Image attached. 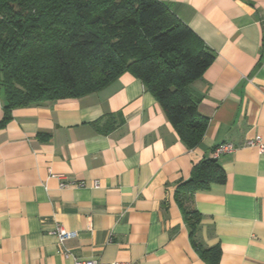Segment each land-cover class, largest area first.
Listing matches in <instances>:
<instances>
[{
    "label": "crops",
    "instance_id": "0c3cea01",
    "mask_svg": "<svg viewBox=\"0 0 264 264\" xmlns=\"http://www.w3.org/2000/svg\"><path fill=\"white\" fill-rule=\"evenodd\" d=\"M214 59L191 88L207 118L188 149L142 81L14 108L0 126V264H264V0H160ZM0 89V123L3 120ZM222 184L176 199L218 145ZM65 186L62 187L61 184ZM59 225L74 233L63 240Z\"/></svg>",
    "mask_w": 264,
    "mask_h": 264
},
{
    "label": "trees",
    "instance_id": "16d2710c",
    "mask_svg": "<svg viewBox=\"0 0 264 264\" xmlns=\"http://www.w3.org/2000/svg\"><path fill=\"white\" fill-rule=\"evenodd\" d=\"M213 53L160 0H0L2 126L17 107L79 98L123 73L140 79L157 100L179 140L195 148L207 118L191 83L202 77ZM215 159L196 164L176 190L188 220L193 194L222 184ZM219 264L217 247L200 251Z\"/></svg>",
    "mask_w": 264,
    "mask_h": 264
},
{
    "label": "built area",
    "instance_id": "2783aa9c",
    "mask_svg": "<svg viewBox=\"0 0 264 264\" xmlns=\"http://www.w3.org/2000/svg\"><path fill=\"white\" fill-rule=\"evenodd\" d=\"M244 147L249 148H256L260 153L264 152V142L260 138H255L249 141H246L243 145ZM236 148L230 144H222L215 147V149L212 152L213 159L218 158L219 156L231 153ZM62 187L65 186L64 183L61 184ZM54 233L59 237V239L63 240L64 238L71 237L74 233H67L61 229L59 225L55 226ZM70 264H99L97 261L94 260H81V259H75ZM108 264H128V263H122V262H114V263H108Z\"/></svg>",
    "mask_w": 264,
    "mask_h": 264
}]
</instances>
